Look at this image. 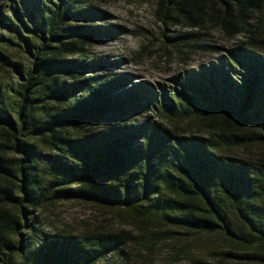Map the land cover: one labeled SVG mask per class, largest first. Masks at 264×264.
<instances>
[{
  "label": "trees",
  "instance_id": "obj_1",
  "mask_svg": "<svg viewBox=\"0 0 264 264\" xmlns=\"http://www.w3.org/2000/svg\"><path fill=\"white\" fill-rule=\"evenodd\" d=\"M157 3L165 23L213 22L233 43L168 83L135 82L113 71L124 59L90 53L123 28L89 0L0 5V73L18 79L11 94L0 77V264H104L126 253V232L43 229L38 212L63 201L221 235L235 249L222 256L264 264V0ZM187 121L199 129L168 125Z\"/></svg>",
  "mask_w": 264,
  "mask_h": 264
},
{
  "label": "rangeland",
  "instance_id": "obj_2",
  "mask_svg": "<svg viewBox=\"0 0 264 264\" xmlns=\"http://www.w3.org/2000/svg\"><path fill=\"white\" fill-rule=\"evenodd\" d=\"M6 1L0 0V5ZM89 2L108 11L111 14L110 23L123 28V34L118 39L89 46L90 53L124 59L123 65L113 68V71L129 74L135 82L168 83L171 77L216 58L224 47L233 43L213 22L207 21L198 28L165 23L157 12V0ZM181 34L190 36L175 39ZM11 54L15 61L27 63V55L21 47L13 49ZM0 77L13 94L10 85L17 86V75L2 70ZM168 125H179L189 131L199 129L198 121L168 122ZM234 153L249 157L254 155L255 148L239 149ZM38 213L44 222L43 229L51 232H126L129 237L126 253L122 257L112 256L104 264H247L222 256L223 252L235 249L221 235L176 228L158 229L146 225L144 220L125 209L63 201L47 205Z\"/></svg>",
  "mask_w": 264,
  "mask_h": 264
}]
</instances>
